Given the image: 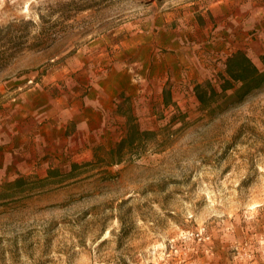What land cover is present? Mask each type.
Masks as SVG:
<instances>
[{"label": "rangeland", "instance_id": "1", "mask_svg": "<svg viewBox=\"0 0 264 264\" xmlns=\"http://www.w3.org/2000/svg\"><path fill=\"white\" fill-rule=\"evenodd\" d=\"M236 51L264 69V0H0V129L28 91L124 88L59 175L0 153V264H264V86L215 114L193 94Z\"/></svg>", "mask_w": 264, "mask_h": 264}, {"label": "crops", "instance_id": "2", "mask_svg": "<svg viewBox=\"0 0 264 264\" xmlns=\"http://www.w3.org/2000/svg\"><path fill=\"white\" fill-rule=\"evenodd\" d=\"M120 83L101 80L89 93L72 92L60 98L41 89L22 93L15 114L19 123L0 129V153L6 155V161L18 154L17 171L44 172L45 176L58 163L62 166L84 157L107 128L116 97L124 90Z\"/></svg>", "mask_w": 264, "mask_h": 264}, {"label": "trees", "instance_id": "3", "mask_svg": "<svg viewBox=\"0 0 264 264\" xmlns=\"http://www.w3.org/2000/svg\"><path fill=\"white\" fill-rule=\"evenodd\" d=\"M214 84L208 80L193 87L195 102L200 110L208 114L220 113L223 107L241 102L253 91L264 86V69H260L244 52L236 51L224 60L223 68L217 73ZM121 98L122 94L119 96ZM124 99L121 104L127 100ZM121 104L117 106V113L121 111ZM148 134V131H140L134 125L127 127L126 137L118 144L117 152L121 153L126 142L132 146L136 139ZM76 168L77 165H73L68 173ZM53 174L59 175L54 171L48 172L49 177L54 176ZM21 184L22 180L17 179L12 186L18 188Z\"/></svg>", "mask_w": 264, "mask_h": 264}]
</instances>
